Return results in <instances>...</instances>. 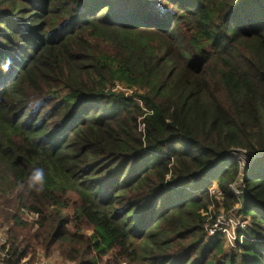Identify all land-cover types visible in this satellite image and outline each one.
<instances>
[{
    "label": "trees",
    "instance_id": "trees-1",
    "mask_svg": "<svg viewBox=\"0 0 264 264\" xmlns=\"http://www.w3.org/2000/svg\"><path fill=\"white\" fill-rule=\"evenodd\" d=\"M37 166L45 190H18ZM213 184L250 222L235 251L203 230ZM1 218V264L32 241L75 264H264V0H0Z\"/></svg>",
    "mask_w": 264,
    "mask_h": 264
},
{
    "label": "built area",
    "instance_id": "built-area-1",
    "mask_svg": "<svg viewBox=\"0 0 264 264\" xmlns=\"http://www.w3.org/2000/svg\"><path fill=\"white\" fill-rule=\"evenodd\" d=\"M112 90L121 91L124 95L132 91L117 85ZM245 156L244 159L239 158L238 155ZM227 158L234 159L240 163L241 170L247 165L248 153L243 150L233 149L228 153ZM233 193L238 196L239 192L234 185H230ZM195 192V191H192ZM209 195L217 202V209H214V204L208 206L207 210L203 213L204 223L203 230L207 238L219 236L225 244V249L235 251L244 241H252L246 234V228L250 226L247 218H244L237 213L239 206L225 211L221 204L222 195L217 186L213 184L208 189ZM7 246L6 240L0 234V258L6 257ZM53 264L49 260L39 259L37 262L31 263L30 261L22 260L20 264Z\"/></svg>",
    "mask_w": 264,
    "mask_h": 264
},
{
    "label": "rangeland",
    "instance_id": "rangeland-1",
    "mask_svg": "<svg viewBox=\"0 0 264 264\" xmlns=\"http://www.w3.org/2000/svg\"><path fill=\"white\" fill-rule=\"evenodd\" d=\"M131 94H132V92L127 93V95H125V96H131ZM238 157L242 158V159L245 158V156H243L241 154H239ZM69 198H70V200H73L74 196L72 194H70ZM213 201L215 202V200H213ZM214 209H217V207H215V205H214ZM68 213H69V215L71 214L70 210L68 211ZM28 218H29L28 220H30V221L34 220V217H30L29 216ZM4 220H3V218L0 219V226L2 225L0 227V234H1V236L3 238H5V240H7V237L5 235L7 226L5 225ZM37 228H38V224L35 222V225L32 228H30L28 226H27V228L25 230H20V229L15 228L13 230V233L20 234L19 241L21 242V244H23L22 238H27L28 239V238L32 237L33 235H35V233H37V231H36ZM83 233L86 234L87 236L90 235V231L87 230V229H83ZM28 250H29V252L32 251V254L34 255V256L32 255L33 257L30 259V260H32V261H30L31 263L37 262L39 259H45V260H49L53 264H75V263H72V262H70L68 260L63 259V257L61 256V252L62 251H66L64 249L55 248V249H52L49 253H46L44 248H41L40 246H37L35 244V242L32 241L31 247ZM82 252H83V250L78 253V257L82 256ZM36 254H37V256H36ZM24 260L28 261L27 259H24ZM0 264H1V261H0ZM99 264H127V263H122V262L115 263V258L113 257L112 253H108V254H106L105 256H103L101 258ZM136 264H144V263L142 262V263H136Z\"/></svg>",
    "mask_w": 264,
    "mask_h": 264
},
{
    "label": "clouds",
    "instance_id": "clouds-1",
    "mask_svg": "<svg viewBox=\"0 0 264 264\" xmlns=\"http://www.w3.org/2000/svg\"><path fill=\"white\" fill-rule=\"evenodd\" d=\"M46 187V172L43 167H34L28 175L26 181L18 185V190L26 192H43Z\"/></svg>",
    "mask_w": 264,
    "mask_h": 264
}]
</instances>
